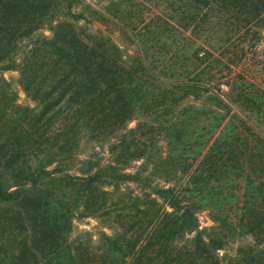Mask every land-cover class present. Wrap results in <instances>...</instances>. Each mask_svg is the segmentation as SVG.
I'll list each match as a JSON object with an SVG mask.
<instances>
[{
    "label": "trees",
    "instance_id": "trees-1",
    "mask_svg": "<svg viewBox=\"0 0 264 264\" xmlns=\"http://www.w3.org/2000/svg\"><path fill=\"white\" fill-rule=\"evenodd\" d=\"M132 2L0 0V264H264L261 243L240 242L264 237V89L253 73L233 70L239 53L216 58L199 41L190 73L174 80L141 61L124 67L109 27L125 31ZM166 7L183 27L233 18L237 32L248 20L242 14L262 20L264 0H166ZM37 43L66 66L70 100L103 98L115 113L107 160L77 165L68 140L64 156L37 155L40 137L21 128L25 116H9L18 92L4 73L14 68L23 91L46 104L41 115L53 107L36 88L37 68L17 58ZM126 184L133 190L114 213L117 229H102L91 248L69 243L74 220L111 214L110 196ZM201 210L212 225L200 224Z\"/></svg>",
    "mask_w": 264,
    "mask_h": 264
},
{
    "label": "rangeland",
    "instance_id": "rangeland-1",
    "mask_svg": "<svg viewBox=\"0 0 264 264\" xmlns=\"http://www.w3.org/2000/svg\"><path fill=\"white\" fill-rule=\"evenodd\" d=\"M132 1L126 5L130 25L125 26V31L119 25L109 27L116 45L115 53L123 55L125 62L121 63L124 67L136 69V63L141 61L143 67L162 76L170 75L169 79L174 80L181 72L190 73L193 66L189 58L194 50L192 41H199L204 47L202 51L208 50L216 58L239 53L242 60L233 70L242 75L253 73V79L264 89V22H262L264 10L258 16L262 20H259L257 15L255 18L253 16L249 18L250 16L242 14L241 17L248 20L242 21L240 30L236 32L233 27V18L224 26L211 25V22L205 21L202 27L193 29V25L183 27L175 18H169L171 10L166 7V0ZM140 13L145 15L140 18L138 17ZM39 33L51 35L47 29H40ZM17 58L24 63L27 62L30 69L37 68L36 88L39 89V95L48 93L49 101L54 103L51 110L41 115L46 104L40 103L36 98L32 100L31 96L23 91L19 85V70L16 68L5 70V76L18 92L16 103L13 105L14 110L9 116L16 117L19 114L25 116L21 128L40 137L36 140L35 153L43 156V151L49 150L64 156V142L68 140L67 146L76 150L73 160L75 163L84 157L91 158L94 165L107 160L109 158L107 141L112 140L116 135L114 130H111L110 124L116 116L107 107V100L98 97L91 105L88 101L70 100V92L74 86L72 89L64 90L66 81L63 75L66 66L58 63L55 56L51 55L49 50L42 48L39 43L36 44L33 52L29 50V53H18ZM222 87L225 88V85ZM53 114L54 116L51 117ZM135 124L136 121L132 119L128 126L133 127ZM260 129L264 133L262 123ZM105 138L106 142L103 141ZM135 163L138 165L140 161ZM59 168L64 169V158ZM75 169L71 171L76 173ZM61 184L60 188L64 190V181ZM132 186V184H126L122 190L110 196L111 201L116 205L111 204L105 212L111 214H105L99 218L77 217L68 238L69 243L80 248H91V245L95 246L98 242L102 229L109 233L113 231L112 229H117L116 222L112 221L114 213L118 212L123 204L129 202ZM119 201L121 202L118 203ZM129 219L123 216L125 222H129ZM199 220L203 227L213 223L208 210L199 212ZM240 242L243 245L261 243L260 249L264 247V237L260 239V236L256 238L252 234L244 237ZM11 252L16 254L18 250L14 248ZM227 261L222 263L226 264Z\"/></svg>",
    "mask_w": 264,
    "mask_h": 264
}]
</instances>
